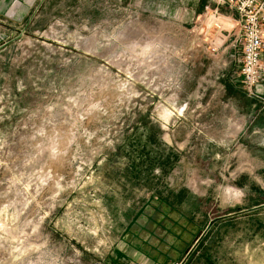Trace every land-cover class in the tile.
I'll use <instances>...</instances> for the list:
<instances>
[{
	"label": "rangeland",
	"instance_id": "rangeland-1",
	"mask_svg": "<svg viewBox=\"0 0 264 264\" xmlns=\"http://www.w3.org/2000/svg\"><path fill=\"white\" fill-rule=\"evenodd\" d=\"M216 7L0 0V264H264V92Z\"/></svg>",
	"mask_w": 264,
	"mask_h": 264
},
{
	"label": "built area",
	"instance_id": "built-area-1",
	"mask_svg": "<svg viewBox=\"0 0 264 264\" xmlns=\"http://www.w3.org/2000/svg\"><path fill=\"white\" fill-rule=\"evenodd\" d=\"M217 7L226 6L238 13L240 22L235 45L238 47V80L249 95L264 90V0H214ZM221 43L208 44L211 54L218 53ZM259 89V90H258Z\"/></svg>",
	"mask_w": 264,
	"mask_h": 264
},
{
	"label": "crops",
	"instance_id": "crops-1",
	"mask_svg": "<svg viewBox=\"0 0 264 264\" xmlns=\"http://www.w3.org/2000/svg\"><path fill=\"white\" fill-rule=\"evenodd\" d=\"M221 11H223L225 13V15H227V18L229 19L230 26L232 28L235 27L234 30H235V33H237L238 32V29H239V22H240V18H239L238 13L235 12L234 10H231V9L227 8L226 6H223L221 8ZM230 53L232 54L234 52L231 50ZM233 55H235V54H233ZM235 66H236V68H235ZM239 66L240 65H239V62H238V58L235 59V61H234V63L232 65H230V68L231 67L232 68L229 71H231L230 72V75H231V77H233V80L232 79H230V80L234 84H236V82L238 80L237 76H238ZM263 92H264V90L261 91V93H263Z\"/></svg>",
	"mask_w": 264,
	"mask_h": 264
}]
</instances>
